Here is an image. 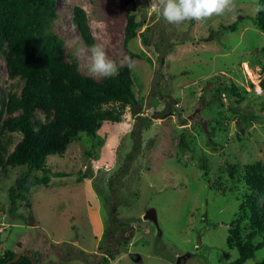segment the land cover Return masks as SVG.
I'll return each mask as SVG.
<instances>
[{"label": "rangeland", "instance_id": "374dc122", "mask_svg": "<svg viewBox=\"0 0 264 264\" xmlns=\"http://www.w3.org/2000/svg\"><path fill=\"white\" fill-rule=\"evenodd\" d=\"M149 3L57 0L53 30L64 41L63 58L86 75L95 44L118 67L131 58L136 103L125 106L119 122L104 121L94 136L79 134L64 153L47 156L49 180L30 188L28 204L13 191L26 167L0 168V255L37 250L38 264H93L105 249L108 264H175L182 255L178 264H229L237 257L226 238L239 219L247 231L243 174L247 165L264 163V32L255 23L257 0H234L231 12L181 25L165 22ZM75 6L85 11L90 46L73 23ZM127 8L140 26L124 42ZM234 21V31L221 29ZM6 51L4 45L0 97L19 93L24 83L9 74ZM230 82L243 88L240 97L213 91ZM37 115L43 120L40 110ZM20 138L4 131V152ZM149 208L158 228L142 218ZM243 264H264V247Z\"/></svg>", "mask_w": 264, "mask_h": 264}, {"label": "trees", "instance_id": "16d2710c", "mask_svg": "<svg viewBox=\"0 0 264 264\" xmlns=\"http://www.w3.org/2000/svg\"><path fill=\"white\" fill-rule=\"evenodd\" d=\"M56 5L57 0H0V50L6 45L9 74L24 81L19 93L0 97V168L26 167L13 188L14 194L25 199L26 204L29 203L30 188L39 183L47 184L49 180L47 156L64 153L67 145L79 134L94 136L104 121L119 122L125 106L136 103L127 65L119 67L118 74L98 81L81 73L74 61L63 58L64 41L53 30ZM258 6L261 10L256 11L255 23L264 32V0H257ZM125 18L124 42H127L136 36L140 24L130 8L126 9ZM72 19L83 43L92 45L85 11L75 6ZM236 27L234 21L221 29L234 31ZM260 87L264 93V75ZM213 91L218 95L225 92L230 97H240V91L244 90L230 82L227 86L215 84ZM38 110L42 112L43 120L37 115ZM242 116L245 120L250 119V115ZM214 130L212 127L209 142ZM4 131L21 134L20 140L7 154L1 143ZM36 170L42 171V175H33L32 171ZM243 179L249 190L242 206L249 212L248 225L244 233L239 225L240 219L234 224L231 222L228 228L226 245L238 253L229 264H243L264 247V163L257 161L247 165ZM123 224L129 225H119ZM206 229L209 228L205 221ZM120 235L116 237L122 244L124 241ZM108 250L105 249L93 264H108L111 257ZM27 252L31 253L30 256ZM16 255L10 249L4 250L0 264H38L40 252L27 249L13 260Z\"/></svg>", "mask_w": 264, "mask_h": 264}, {"label": "clouds", "instance_id": "9594fccd", "mask_svg": "<svg viewBox=\"0 0 264 264\" xmlns=\"http://www.w3.org/2000/svg\"><path fill=\"white\" fill-rule=\"evenodd\" d=\"M150 8L171 25H181L187 21H204L212 16H221L235 8L234 0H150ZM258 6L256 11H260ZM88 72L93 78H109L119 72L117 63L108 57L102 44L90 49ZM127 67L135 68V61L126 57ZM121 67L124 65H120Z\"/></svg>", "mask_w": 264, "mask_h": 264}, {"label": "water", "instance_id": "95a60500", "mask_svg": "<svg viewBox=\"0 0 264 264\" xmlns=\"http://www.w3.org/2000/svg\"><path fill=\"white\" fill-rule=\"evenodd\" d=\"M142 218L150 220L158 228V219H157V214H156V211L154 208L147 209L145 211V213L143 214ZM21 254H22V252L17 253V255L15 256V258L13 260H16ZM27 254L30 256L31 253H27ZM181 257L185 258V255L177 256L175 264L179 263Z\"/></svg>", "mask_w": 264, "mask_h": 264}, {"label": "crops", "instance_id": "0c3cea01", "mask_svg": "<svg viewBox=\"0 0 264 264\" xmlns=\"http://www.w3.org/2000/svg\"><path fill=\"white\" fill-rule=\"evenodd\" d=\"M41 255V254H40ZM40 257V256H39Z\"/></svg>", "mask_w": 264, "mask_h": 264}, {"label": "bare ground", "instance_id": "6f19581e", "mask_svg": "<svg viewBox=\"0 0 264 264\" xmlns=\"http://www.w3.org/2000/svg\"><path fill=\"white\" fill-rule=\"evenodd\" d=\"M244 68V67H243Z\"/></svg>", "mask_w": 264, "mask_h": 264}]
</instances>
